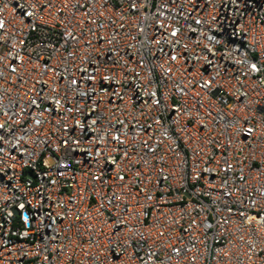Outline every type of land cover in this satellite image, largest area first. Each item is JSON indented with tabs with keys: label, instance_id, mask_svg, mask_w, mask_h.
<instances>
[{
	"label": "built area",
	"instance_id": "1",
	"mask_svg": "<svg viewBox=\"0 0 264 264\" xmlns=\"http://www.w3.org/2000/svg\"><path fill=\"white\" fill-rule=\"evenodd\" d=\"M0 264H264V0H0Z\"/></svg>",
	"mask_w": 264,
	"mask_h": 264
}]
</instances>
